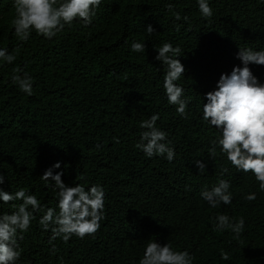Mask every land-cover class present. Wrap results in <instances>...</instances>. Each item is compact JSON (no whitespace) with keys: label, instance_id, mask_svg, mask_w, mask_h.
Segmentation results:
<instances>
[{"label":"trees","instance_id":"trees-1","mask_svg":"<svg viewBox=\"0 0 264 264\" xmlns=\"http://www.w3.org/2000/svg\"><path fill=\"white\" fill-rule=\"evenodd\" d=\"M169 3L181 20L167 10ZM209 3L211 21L201 16L197 0H102L91 25L75 22L52 40L33 31L23 42L15 36L14 0H0V48L16 55L13 64L0 61V187L9 193L23 188L42 207L57 208L56 192L40 178L52 168L68 186L98 184L106 193L105 219L94 237L50 240L51 229L39 224L43 213H35L18 241L17 264H139L149 239L187 250L193 264H264V192L219 146L214 159L209 155L221 133L202 119L206 93L222 73L243 66L239 46L264 49V0ZM133 41L145 42V51H131ZM164 42L181 48L186 71L178 83L190 99L188 119L165 94L164 65L155 59ZM17 68L33 78V95L13 82ZM250 68L264 84V65ZM153 114L174 147L172 162L136 147L141 122ZM197 160L206 165L203 172ZM57 162L60 168L53 167ZM218 179L230 181L233 200L211 208L200 193ZM251 192L257 199L250 202L244 196ZM13 211L11 202L0 201V214ZM218 214L245 218L239 239L230 229L214 230Z\"/></svg>","mask_w":264,"mask_h":264},{"label":"clouds","instance_id":"clouds-1","mask_svg":"<svg viewBox=\"0 0 264 264\" xmlns=\"http://www.w3.org/2000/svg\"><path fill=\"white\" fill-rule=\"evenodd\" d=\"M102 0H14L16 18L13 21L15 36L20 41L27 42L32 32L52 40L62 33L66 27L75 22H82L84 26L92 24L97 16ZM201 16L211 21L214 10L209 0H197ZM176 20H181L179 12L174 11V5H166ZM144 9V8H143ZM145 13L153 14L144 9ZM187 22L189 17L184 16ZM176 31H180L177 26ZM148 35L155 33L151 24L146 28ZM131 51L142 53L146 49L145 42L133 41ZM156 48V47H155ZM157 61L164 65L163 87L168 103L176 106L177 114L188 119L190 99L186 98L184 88L178 83L185 74V66L179 59L181 48L173 46L171 42H164L156 48ZM236 58L242 62V67L234 66L231 73H222L213 91L206 93L207 103L202 108V119L210 126L220 130L221 135L211 141L209 155L214 159L217 156V146L227 158V161L238 172L252 173L259 185V191L264 192V84H261L251 68V64L264 65V49L255 50L250 47L239 46ZM16 60L14 53L0 48V61L13 64ZM21 69H14L12 80L20 91L33 95L32 77L27 73L20 74ZM158 114L141 122L140 127L145 129L141 133L136 147L142 150L149 158L164 156L169 162L175 159L174 147L167 139L168 133L160 129L157 121ZM100 145H97L99 148ZM200 172L206 165L200 160L195 161ZM54 168H60L57 162ZM228 172L224 168L221 175ZM63 173L53 174L49 168L40 177L46 186L56 192L57 208L42 207L35 194L26 193L23 188L9 193L0 187V201L4 204L11 202L14 211L11 214H0V264H17L21 252L18 241L23 240L24 234L29 231L34 215L42 212L40 226L45 230L51 229L50 240L62 239L67 243L73 236L80 239L86 236H95L105 219L106 193L102 185H92L85 188L76 183L68 186L62 180ZM51 178V179H50ZM51 181H54L52 183ZM5 182V174L0 172V185ZM230 181L218 179L217 184L210 190L205 186L200 195L211 208L221 204L231 205L233 193L229 191ZM247 201H255L257 193L251 192L244 196ZM15 201H22L18 205ZM213 224L214 230H231L235 238L239 239L245 229L244 217H229L218 214ZM57 251L53 246V254ZM221 258L228 260L229 254L221 250ZM194 256L187 250H174L171 243L160 244L157 240H148L139 264H193Z\"/></svg>","mask_w":264,"mask_h":264}]
</instances>
